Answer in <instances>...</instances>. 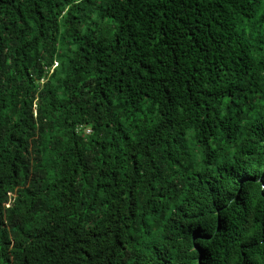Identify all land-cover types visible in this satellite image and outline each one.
Returning <instances> with one entry per match:
<instances>
[{"label":"trees","instance_id":"trees-1","mask_svg":"<svg viewBox=\"0 0 264 264\" xmlns=\"http://www.w3.org/2000/svg\"><path fill=\"white\" fill-rule=\"evenodd\" d=\"M0 264H264V0H0Z\"/></svg>","mask_w":264,"mask_h":264},{"label":"clouds","instance_id":"clouds-1","mask_svg":"<svg viewBox=\"0 0 264 264\" xmlns=\"http://www.w3.org/2000/svg\"><path fill=\"white\" fill-rule=\"evenodd\" d=\"M56 66V65H55ZM43 82V81H42ZM88 132H90V130H88Z\"/></svg>","mask_w":264,"mask_h":264}]
</instances>
